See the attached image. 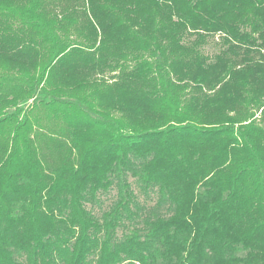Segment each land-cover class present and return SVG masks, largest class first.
<instances>
[{
    "label": "trees",
    "instance_id": "1",
    "mask_svg": "<svg viewBox=\"0 0 264 264\" xmlns=\"http://www.w3.org/2000/svg\"><path fill=\"white\" fill-rule=\"evenodd\" d=\"M0 264H264V0H0Z\"/></svg>",
    "mask_w": 264,
    "mask_h": 264
},
{
    "label": "rangeland",
    "instance_id": "2",
    "mask_svg": "<svg viewBox=\"0 0 264 264\" xmlns=\"http://www.w3.org/2000/svg\"><path fill=\"white\" fill-rule=\"evenodd\" d=\"M208 48L206 50H210V47L212 46H207ZM132 188L134 190V192L137 195L138 198V202L143 205V207L145 208H151L156 201V196L153 194H149L148 197H144L142 194H140L138 192V189L135 186V183L132 182ZM116 198V192L115 190H110L108 193L105 194H99L97 196V202L93 205H86L87 209H89L95 217H97L98 219L100 218L102 212L108 210V208L110 207V205L114 202ZM124 232V231H123ZM121 230L118 231V236H121V234L123 233Z\"/></svg>",
    "mask_w": 264,
    "mask_h": 264
}]
</instances>
